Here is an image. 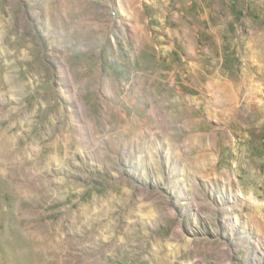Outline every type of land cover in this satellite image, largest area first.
<instances>
[{
    "label": "rangeland",
    "instance_id": "rangeland-1",
    "mask_svg": "<svg viewBox=\"0 0 264 264\" xmlns=\"http://www.w3.org/2000/svg\"><path fill=\"white\" fill-rule=\"evenodd\" d=\"M0 264H264V0H0Z\"/></svg>",
    "mask_w": 264,
    "mask_h": 264
},
{
    "label": "bare ground",
    "instance_id": "bare-ground-1",
    "mask_svg": "<svg viewBox=\"0 0 264 264\" xmlns=\"http://www.w3.org/2000/svg\"><path fill=\"white\" fill-rule=\"evenodd\" d=\"M202 13V12H201Z\"/></svg>",
    "mask_w": 264,
    "mask_h": 264
}]
</instances>
